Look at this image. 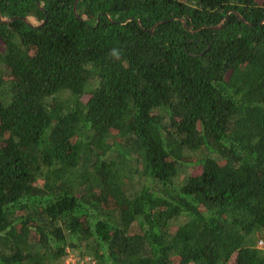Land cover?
<instances>
[{"label": "trees", "instance_id": "trees-1", "mask_svg": "<svg viewBox=\"0 0 264 264\" xmlns=\"http://www.w3.org/2000/svg\"><path fill=\"white\" fill-rule=\"evenodd\" d=\"M75 1L0 0V264H264V0Z\"/></svg>", "mask_w": 264, "mask_h": 264}, {"label": "built area", "instance_id": "built-area-1", "mask_svg": "<svg viewBox=\"0 0 264 264\" xmlns=\"http://www.w3.org/2000/svg\"><path fill=\"white\" fill-rule=\"evenodd\" d=\"M262 242H260V245ZM64 264H96V261L89 256L78 257L73 254H68Z\"/></svg>", "mask_w": 264, "mask_h": 264}, {"label": "rangeland", "instance_id": "rangeland-1", "mask_svg": "<svg viewBox=\"0 0 264 264\" xmlns=\"http://www.w3.org/2000/svg\"><path fill=\"white\" fill-rule=\"evenodd\" d=\"M188 172H189V170L180 172L179 175L177 176V178L175 179V182L179 185V182H182L186 178V176L188 175ZM254 239H255L254 245L258 249L264 250V238L262 239V238L258 237V238H254ZM260 242H262L261 245H260ZM67 251H69L70 254H73V255H75V254L77 255V253H78L77 250L72 252L73 250L69 249ZM82 251H83V248H82Z\"/></svg>", "mask_w": 264, "mask_h": 264}, {"label": "water", "instance_id": "water-1", "mask_svg": "<svg viewBox=\"0 0 264 264\" xmlns=\"http://www.w3.org/2000/svg\"><path fill=\"white\" fill-rule=\"evenodd\" d=\"M77 1H78V0L75 1L74 7H73L74 11L76 10V4H77ZM26 23L29 24L28 22H26ZM215 29H219V27H217V28H215Z\"/></svg>", "mask_w": 264, "mask_h": 264}, {"label": "clouds", "instance_id": "clouds-1", "mask_svg": "<svg viewBox=\"0 0 264 264\" xmlns=\"http://www.w3.org/2000/svg\"><path fill=\"white\" fill-rule=\"evenodd\" d=\"M114 56L118 55V53L116 52V50H113V53H112Z\"/></svg>", "mask_w": 264, "mask_h": 264}]
</instances>
